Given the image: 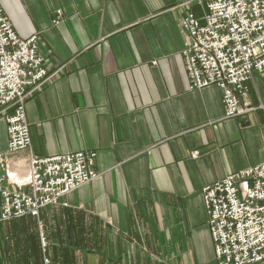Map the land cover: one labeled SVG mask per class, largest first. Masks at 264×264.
<instances>
[{
    "label": "crops",
    "instance_id": "0c3cea01",
    "mask_svg": "<svg viewBox=\"0 0 264 264\" xmlns=\"http://www.w3.org/2000/svg\"><path fill=\"white\" fill-rule=\"evenodd\" d=\"M0 5L58 70L26 100L31 145L11 156L12 170L24 177L30 155L90 151L99 174L66 206L0 221V264L36 262L29 252L40 233L51 264H217L201 190L264 163V71L247 83L249 112L226 119L221 90H191L182 62L180 19L202 23L204 0ZM7 142L0 117V153Z\"/></svg>",
    "mask_w": 264,
    "mask_h": 264
},
{
    "label": "built area",
    "instance_id": "2783aa9c",
    "mask_svg": "<svg viewBox=\"0 0 264 264\" xmlns=\"http://www.w3.org/2000/svg\"><path fill=\"white\" fill-rule=\"evenodd\" d=\"M61 18L57 10L51 23ZM180 26L190 89L221 90L226 119L249 112L244 103L247 83L254 71H264V0H204L203 22L188 13ZM57 73L48 71L38 51V36H17L0 5V117L8 137L7 150L0 153L2 222L37 218L43 208L66 206L62 199L67 194L99 176L93 168L96 154L90 151L49 158L30 155L22 178L11 168V156L31 145L26 100ZM201 194L217 264L263 262L264 163L206 185ZM40 244L46 247L42 233ZM43 264H49L47 258Z\"/></svg>",
    "mask_w": 264,
    "mask_h": 264
},
{
    "label": "trees",
    "instance_id": "16d2710c",
    "mask_svg": "<svg viewBox=\"0 0 264 264\" xmlns=\"http://www.w3.org/2000/svg\"><path fill=\"white\" fill-rule=\"evenodd\" d=\"M37 231H38V229H37ZM35 238H36V240L38 239V241H39L38 235L35 236ZM32 248L33 249L29 253H30V255L32 257H34V259H35L36 262H27V264H39V263L43 264V261H42V253H41V249H40V244L37 245L35 243V241H34V243L32 244ZM39 260H40V262H38ZM49 264H51V262H49Z\"/></svg>",
    "mask_w": 264,
    "mask_h": 264
}]
</instances>
